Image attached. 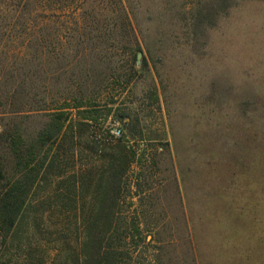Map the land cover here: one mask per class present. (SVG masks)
Segmentation results:
<instances>
[{"label": "rangeland", "instance_id": "374dc122", "mask_svg": "<svg viewBox=\"0 0 264 264\" xmlns=\"http://www.w3.org/2000/svg\"><path fill=\"white\" fill-rule=\"evenodd\" d=\"M122 1L139 44L136 76L129 85L106 80L94 127L75 149L82 169L105 170L117 143L132 153L115 204L117 223L144 230L141 258L135 253L129 264H264V0ZM105 5L0 0V131L16 124L32 135L40 127L44 120L27 111L68 80L72 69L58 57L78 29L103 20ZM115 53L116 61L126 56ZM115 66V76L126 73ZM116 106L129 117L117 118ZM83 193L85 211L91 188Z\"/></svg>", "mask_w": 264, "mask_h": 264}, {"label": "trees", "instance_id": "16d2710c", "mask_svg": "<svg viewBox=\"0 0 264 264\" xmlns=\"http://www.w3.org/2000/svg\"><path fill=\"white\" fill-rule=\"evenodd\" d=\"M104 7L108 13L103 20H95L94 27L90 20L87 31L78 29L77 41H67L68 54L58 57L60 68L72 69L68 80L53 98L36 101L27 111L44 120L40 127L32 135H25L16 124L0 131V150L6 154L0 158V258L19 256L20 264H129L135 253L141 258L137 246L143 242L144 230L137 223L116 222L121 214L115 204L132 153L117 143L105 170L76 164L81 151L75 149V142L94 127L88 122H96V100L110 88L106 80L123 78L129 85L136 76L139 44L130 10L122 0H106ZM118 48L126 53L122 61L115 59ZM116 62L127 68L124 75L115 76ZM100 65L103 72L96 71ZM107 99L104 106L111 108L115 101L109 95ZM114 111L119 119L129 117L117 106ZM96 144H92L94 154ZM85 188H91L90 207L83 211ZM31 236L34 240L26 243Z\"/></svg>", "mask_w": 264, "mask_h": 264}, {"label": "built area", "instance_id": "2783aa9c", "mask_svg": "<svg viewBox=\"0 0 264 264\" xmlns=\"http://www.w3.org/2000/svg\"><path fill=\"white\" fill-rule=\"evenodd\" d=\"M112 137L120 138L122 136V131L119 127L113 126L110 130Z\"/></svg>", "mask_w": 264, "mask_h": 264}, {"label": "water", "instance_id": "95a60500", "mask_svg": "<svg viewBox=\"0 0 264 264\" xmlns=\"http://www.w3.org/2000/svg\"><path fill=\"white\" fill-rule=\"evenodd\" d=\"M141 57V54L137 55V63H139V58Z\"/></svg>", "mask_w": 264, "mask_h": 264}]
</instances>
